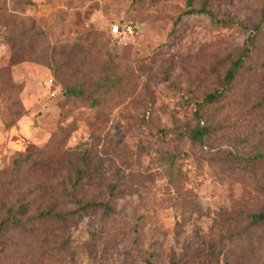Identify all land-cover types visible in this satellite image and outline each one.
<instances>
[{
    "label": "rangeland",
    "instance_id": "rangeland-1",
    "mask_svg": "<svg viewBox=\"0 0 264 264\" xmlns=\"http://www.w3.org/2000/svg\"><path fill=\"white\" fill-rule=\"evenodd\" d=\"M263 3L211 0L213 13L232 22L220 27L205 15L183 16L186 0L1 1L0 172L51 144L89 150L102 177H119L126 195L113 214L72 229L64 253L39 238L0 264H264V223L249 222L264 213V162L249 170L231 159L264 151V111L255 108L264 77L204 111L201 124L215 131L206 146L177 134L198 124L194 102L218 86L224 59L243 49V26L258 22ZM13 17L35 21L49 53L80 45L87 52L78 63H112L122 81L98 95L96 108L66 102L46 63L11 64L5 36ZM35 177L41 184L48 175Z\"/></svg>",
    "mask_w": 264,
    "mask_h": 264
},
{
    "label": "trees",
    "instance_id": "trees-1",
    "mask_svg": "<svg viewBox=\"0 0 264 264\" xmlns=\"http://www.w3.org/2000/svg\"><path fill=\"white\" fill-rule=\"evenodd\" d=\"M138 2L144 6L147 0ZM210 3L211 0H202L197 9L195 0H186L187 10L183 16L205 15L215 26H231V21L221 20L213 13ZM6 24L11 27L5 36L12 51L11 64L29 60L46 63L52 69L54 79L62 86L66 102L88 101L90 107L96 108L98 95L122 81L114 78L112 63L98 67L94 61L89 68L78 63L77 59L87 52L80 45L49 53L43 48L45 36L31 19L13 17ZM25 25L29 26V30L20 35ZM243 27L248 34L243 49L236 58L224 59L225 70L218 86L202 102H194V116L198 124L190 131L177 132L180 137L202 147L215 134L208 122L201 124L204 111L218 107L237 94L240 87L257 89L264 77V3L258 22L250 28ZM257 102L255 108L263 113L264 100ZM16 113L18 117L20 112ZM6 127L9 129L13 124L9 123ZM231 159L237 167L251 170L264 162V151L246 157L232 155ZM175 161L176 156L170 157V165ZM35 174H47L48 178L41 184H35ZM0 192V256L5 257L29 248L39 238H43L45 243L51 239L48 244L57 243L58 249L64 253L70 244L72 229L99 212H103L104 217L113 214L115 202L126 195L119 177L112 180L102 177L100 167L93 164L89 150L83 153L62 151L54 144L43 147L35 155H19L13 162L12 170L0 172ZM249 222L250 226L264 223V213L252 215ZM243 229L247 230V226ZM172 264L177 263L173 260Z\"/></svg>",
    "mask_w": 264,
    "mask_h": 264
},
{
    "label": "built area",
    "instance_id": "built-area-1",
    "mask_svg": "<svg viewBox=\"0 0 264 264\" xmlns=\"http://www.w3.org/2000/svg\"><path fill=\"white\" fill-rule=\"evenodd\" d=\"M115 31H118V29H117V28H115Z\"/></svg>",
    "mask_w": 264,
    "mask_h": 264
}]
</instances>
